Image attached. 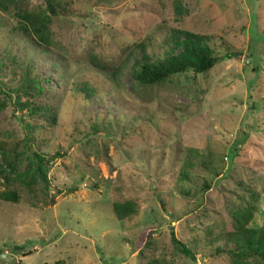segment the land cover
I'll return each mask as SVG.
<instances>
[{"label": "rangeland", "instance_id": "rangeland-1", "mask_svg": "<svg viewBox=\"0 0 264 264\" xmlns=\"http://www.w3.org/2000/svg\"><path fill=\"white\" fill-rule=\"evenodd\" d=\"M0 1V264H260L216 248L264 226V0ZM186 35L210 70L132 78Z\"/></svg>", "mask_w": 264, "mask_h": 264}, {"label": "trees", "instance_id": "trees-1", "mask_svg": "<svg viewBox=\"0 0 264 264\" xmlns=\"http://www.w3.org/2000/svg\"><path fill=\"white\" fill-rule=\"evenodd\" d=\"M56 5L48 1V8L54 14ZM57 7V8H58ZM8 4L0 1V10L6 12ZM61 8V7H59ZM63 10V8H61ZM20 16L29 21L31 25L33 20L29 19L26 13H21ZM21 30L29 31V26L24 22ZM177 51H171L164 57H152L145 52H141L134 60L131 76L132 78L145 85L161 84L170 77L181 74L187 71H192L196 74L205 73L210 70L219 60L213 55L212 49L208 44H205L193 37L192 35L182 38L176 44ZM240 55L238 52H228L222 58L229 59ZM85 95L89 97L88 93ZM43 159L38 158L42 162ZM40 171V169H39ZM45 179L43 178L42 181ZM0 199L9 201L16 200L13 193L7 192L0 194ZM114 215L118 220H124L134 213V208L131 203L113 205ZM239 216L236 213V216ZM250 215L242 214L237 218L236 231L225 235L224 244L216 248V252L222 253L225 250L235 257L256 258L260 264H264V226L260 228H249L247 222L250 220ZM170 241L179 251L187 256L194 258L193 252L181 241L177 240L173 233L170 235ZM27 252L25 256L29 255Z\"/></svg>", "mask_w": 264, "mask_h": 264}, {"label": "water", "instance_id": "water-1", "mask_svg": "<svg viewBox=\"0 0 264 264\" xmlns=\"http://www.w3.org/2000/svg\"><path fill=\"white\" fill-rule=\"evenodd\" d=\"M21 247L15 246L14 247V251H17L18 249H20Z\"/></svg>", "mask_w": 264, "mask_h": 264}]
</instances>
